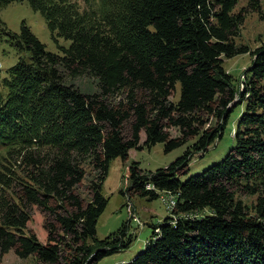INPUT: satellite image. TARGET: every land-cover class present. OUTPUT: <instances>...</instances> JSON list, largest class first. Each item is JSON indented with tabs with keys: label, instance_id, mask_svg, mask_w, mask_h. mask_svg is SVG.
<instances>
[{
	"label": "trees",
	"instance_id": "1",
	"mask_svg": "<svg viewBox=\"0 0 264 264\" xmlns=\"http://www.w3.org/2000/svg\"><path fill=\"white\" fill-rule=\"evenodd\" d=\"M14 1L23 0H0V8ZM26 1L59 52L23 21L18 32L2 27L18 60L0 74V257L12 250L43 264H97L127 249L128 222L95 236L110 160L157 142L168 152L192 138L168 165L149 173L129 166L131 193L173 194L175 207L150 224L152 235L125 264H264V43L250 50L234 40L244 12L261 0L238 11V0ZM244 53L251 60L234 84L223 58ZM82 76L96 80L95 92L69 83ZM207 116L215 124L205 126ZM231 116L226 155L191 174L193 155L222 137ZM85 163L97 173L88 200L77 192ZM238 193L255 201L247 206ZM32 206L49 218L46 242L27 229Z\"/></svg>",
	"mask_w": 264,
	"mask_h": 264
},
{
	"label": "rangeland",
	"instance_id": "2",
	"mask_svg": "<svg viewBox=\"0 0 264 264\" xmlns=\"http://www.w3.org/2000/svg\"><path fill=\"white\" fill-rule=\"evenodd\" d=\"M80 7H86L85 0H74ZM247 0H238L234 10L238 11L244 7ZM26 23L36 37L44 43L45 48L51 52H59L57 43L51 38L50 31L45 21L38 11H34L26 0L14 1L0 8V74L14 65L18 60V54L15 49L5 40L6 36L2 34L3 25L8 30L18 32L21 22ZM235 43L246 45L250 50L264 43V0L260 1L258 11L244 12V20L239 29V35L235 37ZM69 41L63 38L58 39V44L67 47ZM251 60L249 53L239 54L231 58H223L224 69L231 74L234 84H240L243 78V72L248 67ZM80 91L92 93L96 91V80L92 77L82 76L69 81ZM179 88L176 87L172 99L178 98ZM28 99L32 94L28 91L25 95ZM235 106V103L231 108ZM207 118V119H206ZM207 121L205 126L215 124L212 116L205 117ZM234 120L231 116L229 122L223 130L221 138L211 144L207 151L194 154L189 164L190 173H197L208 167L212 163L220 161L232 146ZM130 122L124 124L123 131L129 132ZM170 137L179 136L177 129H167ZM145 139L144 132L140 133V144ZM193 139L179 147L165 152L163 143L157 142L151 147H142L141 149H131L126 159L116 157L110 160L107 172L100 184V193L106 199V205L103 212L99 215L96 222V238L102 239L110 233L116 231L122 223L128 222V229L134 234V238L127 249H121L101 258L97 264H125L130 261L143 247L144 241L152 235L154 224L168 216L174 209L175 195L166 192H158L156 199L147 200L128 190V169L133 162H137L138 167L143 173L154 171L158 167L168 165L177 158L189 146ZM85 176L78 185L77 192L85 200L90 198V185L95 180L97 173L92 167L85 163ZM241 201L251 206L255 201V195L238 193ZM173 204V205H172ZM31 219L27 222V229L33 232L41 242H46L47 231L44 228V222L49 220L44 213L36 206H32ZM0 264H43L37 260L34 255L26 258L17 257L12 250L4 253L0 257Z\"/></svg>",
	"mask_w": 264,
	"mask_h": 264
}]
</instances>
